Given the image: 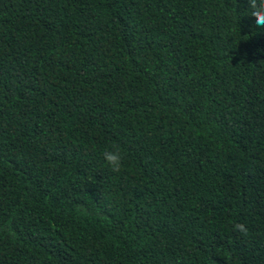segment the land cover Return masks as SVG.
<instances>
[{"label": "trees", "instance_id": "16d2710c", "mask_svg": "<svg viewBox=\"0 0 264 264\" xmlns=\"http://www.w3.org/2000/svg\"><path fill=\"white\" fill-rule=\"evenodd\" d=\"M225 6L0 0V264H264V28Z\"/></svg>", "mask_w": 264, "mask_h": 264}, {"label": "clouds", "instance_id": "9594fccd", "mask_svg": "<svg viewBox=\"0 0 264 264\" xmlns=\"http://www.w3.org/2000/svg\"><path fill=\"white\" fill-rule=\"evenodd\" d=\"M232 7L225 6L228 15L236 17L239 21L240 15L236 11V0H231ZM249 14L254 17V24L258 29L264 28V0H247V9ZM247 16V15H246ZM103 158L107 165L113 172H119L122 168V154L118 146H113L112 149L106 150L103 153ZM235 231H239L243 234H247V228L245 225L236 223L233 226Z\"/></svg>", "mask_w": 264, "mask_h": 264}]
</instances>
